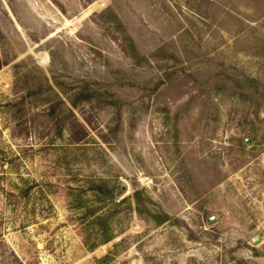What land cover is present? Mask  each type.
<instances>
[{
    "label": "rangeland",
    "instance_id": "obj_1",
    "mask_svg": "<svg viewBox=\"0 0 264 264\" xmlns=\"http://www.w3.org/2000/svg\"><path fill=\"white\" fill-rule=\"evenodd\" d=\"M0 264H264V0H0Z\"/></svg>",
    "mask_w": 264,
    "mask_h": 264
}]
</instances>
